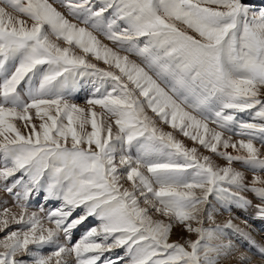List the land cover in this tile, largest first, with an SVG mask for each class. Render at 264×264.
<instances>
[{
	"label": "snow or ice",
	"instance_id": "snow-or-ice-1",
	"mask_svg": "<svg viewBox=\"0 0 264 264\" xmlns=\"http://www.w3.org/2000/svg\"><path fill=\"white\" fill-rule=\"evenodd\" d=\"M87 75L100 87L84 108L68 93ZM245 112L250 121L238 118ZM262 149L264 8L247 0H0V181L21 208L12 214L20 227L0 238V264H222L237 251L223 240L233 225L204 226L213 219L209 197L248 206L241 193H251L264 218ZM40 190L59 205L27 214ZM90 217L96 225L70 245ZM177 223L196 239L170 241ZM45 246L54 250L42 254ZM259 256L264 264V248ZM238 264L257 262L241 253Z\"/></svg>",
	"mask_w": 264,
	"mask_h": 264
},
{
	"label": "rangeland",
	"instance_id": "rangeland-1",
	"mask_svg": "<svg viewBox=\"0 0 264 264\" xmlns=\"http://www.w3.org/2000/svg\"><path fill=\"white\" fill-rule=\"evenodd\" d=\"M50 2H54V0H50ZM249 5L254 9H262L264 8V0H247ZM58 10L65 12V15H67L66 10L63 8H59ZM71 19V17H69ZM76 22V21H73ZM98 38L101 40L102 43L107 44L109 47H112V43L105 39L102 35L97 34ZM77 52L80 50L77 49ZM122 55L124 53H121ZM89 59L96 63L98 68L101 69H107L108 66L104 64L102 60H95L94 57H89ZM130 59L136 60L139 62V58L130 55ZM25 88L27 85H23ZM96 87H100V82L96 76L87 75L84 77H78L77 83L74 87L71 88L70 92L68 93V98L70 102L77 104L80 107L87 108L86 101L92 96L93 92L95 91ZM105 87H108L106 84ZM97 112H100L101 109L97 107ZM148 111V115L153 116L154 114L151 113L150 110ZM155 118V117H154ZM238 118L245 121H250L251 116L249 112L238 114ZM39 123V121H37ZM159 127H163L165 131H172L171 128H169L166 124H163L162 122H158ZM210 127H216L215 125L210 124ZM17 127L20 128V131L22 133H25L27 130L24 128L23 124L21 122H17ZM88 130L90 131V126H88ZM219 130V129H217ZM177 136V139L181 140L187 147H198L200 153L204 155H213L208 150L204 149L203 147L199 146L198 144H194L193 141H191L189 138L183 136L180 133H174ZM232 135L233 141H238L242 137L239 135L229 134L225 133V136ZM257 147H260V144L257 142ZM229 152H233V149L229 148L227 149ZM264 151V149H262ZM213 160L216 164L220 166H226V162L218 157L213 155ZM3 159L0 158V168L3 167ZM238 170L244 171L245 169L241 166V164L236 163L233 165ZM251 172H246V176L249 178L251 177ZM15 179L23 178L25 181L27 180V176L23 172H17L14 176ZM10 178L9 183L11 182ZM124 187H131L130 182H125L124 180L121 181ZM3 181H0V213H3V210L5 208L9 209V213L7 215V219L9 222L8 229H5L4 231H0V238H3L5 235V232H7L9 229L16 230L20 226L17 225L12 220V214H15L17 218H19L21 213V208L18 206L17 201L9 195L3 188ZM198 191V190H197ZM45 192L43 190H40L37 194L36 192H33L30 196V199L27 201L28 208H27V214H30L32 212H36L38 215L43 217L49 209H53L57 207L60 203V201H57L55 199H52L50 201H47L45 199ZM241 195H244L247 199L252 201L251 205L245 206L242 203H239L237 201H228L225 203L222 200H217V198L213 195L209 197V205L208 210L211 212L213 219L204 221V226L206 228H215L217 225L224 226L231 222L233 225L232 228H224L223 230V240L225 243L228 241H231L232 244L237 249L236 252L233 253V255L222 261V264H238V257L241 253H247L248 255L252 256L254 260L259 264L260 262V256H259V250L260 248H264V218H261L256 209V205L259 203V201L248 192L241 193ZM43 208V211L41 209ZM153 219H161L162 217L159 216V214H152ZM5 217L3 215H0V221H3ZM165 219V222H167V218ZM45 227H54L53 224L48 223L46 220L44 221ZM97 221L94 218H89L86 220L82 225L77 226V228L73 229L72 237L70 241L71 244H75L78 242L85 233L93 226H95ZM195 224V222H193ZM0 227H2V223H0ZM236 229H240L242 231L238 232ZM62 235V234H61ZM185 238L190 239H196V234L194 233H188L184 227L180 224H175L172 229V233L170 235V241H179L183 242ZM62 243H69L68 241H65L63 238L61 240ZM217 241H213V243H216ZM30 248H34L35 246L29 245ZM54 250V246H45L44 248L40 249L42 254H49L51 251ZM0 251H3L2 248H0ZM117 254H123V249H116L112 253L113 256ZM107 255V254H106ZM18 258H24V257H18ZM69 261H74L75 257H68Z\"/></svg>",
	"mask_w": 264,
	"mask_h": 264
}]
</instances>
